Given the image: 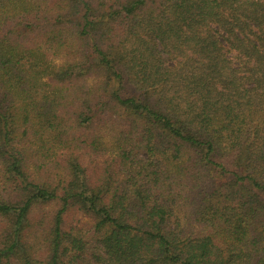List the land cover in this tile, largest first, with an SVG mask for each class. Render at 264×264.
I'll list each match as a JSON object with an SVG mask.
<instances>
[{
	"label": "trees",
	"instance_id": "trees-1",
	"mask_svg": "<svg viewBox=\"0 0 264 264\" xmlns=\"http://www.w3.org/2000/svg\"><path fill=\"white\" fill-rule=\"evenodd\" d=\"M0 264H264V0H0Z\"/></svg>",
	"mask_w": 264,
	"mask_h": 264
},
{
	"label": "rangeland",
	"instance_id": "rangeland-1",
	"mask_svg": "<svg viewBox=\"0 0 264 264\" xmlns=\"http://www.w3.org/2000/svg\"><path fill=\"white\" fill-rule=\"evenodd\" d=\"M82 221H85V219H81Z\"/></svg>",
	"mask_w": 264,
	"mask_h": 264
}]
</instances>
